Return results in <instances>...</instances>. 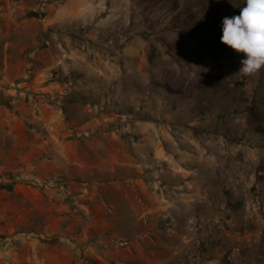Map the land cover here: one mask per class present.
<instances>
[{
	"label": "rangeland",
	"instance_id": "obj_1",
	"mask_svg": "<svg viewBox=\"0 0 264 264\" xmlns=\"http://www.w3.org/2000/svg\"><path fill=\"white\" fill-rule=\"evenodd\" d=\"M244 6L0 0V250L26 240L0 264H264Z\"/></svg>",
	"mask_w": 264,
	"mask_h": 264
},
{
	"label": "clouds",
	"instance_id": "obj_2",
	"mask_svg": "<svg viewBox=\"0 0 264 264\" xmlns=\"http://www.w3.org/2000/svg\"><path fill=\"white\" fill-rule=\"evenodd\" d=\"M221 43L245 54L239 73L253 77L264 68V0H245L238 16L224 17Z\"/></svg>",
	"mask_w": 264,
	"mask_h": 264
},
{
	"label": "crops",
	"instance_id": "obj_3",
	"mask_svg": "<svg viewBox=\"0 0 264 264\" xmlns=\"http://www.w3.org/2000/svg\"><path fill=\"white\" fill-rule=\"evenodd\" d=\"M23 242H26V240H25V237L21 236V237H19L18 240L15 241L16 246L14 248L7 246L8 244L5 245V248H3V251L0 250V253L2 254L1 256H8V257H11L12 256V257H14V255L16 254L15 249H17L18 247L22 248L23 247V244H24ZM39 252H40V247L37 246V248L35 249V251L33 250V254H37ZM37 257L39 259L40 258V255L37 256Z\"/></svg>",
	"mask_w": 264,
	"mask_h": 264
}]
</instances>
